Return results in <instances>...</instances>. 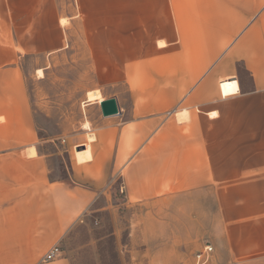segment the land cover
Here are the masks:
<instances>
[{"label":"crops","instance_id":"1","mask_svg":"<svg viewBox=\"0 0 264 264\" xmlns=\"http://www.w3.org/2000/svg\"><path fill=\"white\" fill-rule=\"evenodd\" d=\"M76 26L101 74L141 59L157 98L118 102L68 184L39 147L22 64L66 49ZM116 180L136 212L125 247L149 264L206 244L215 260L264 256V0H0V264H52Z\"/></svg>","mask_w":264,"mask_h":264},{"label":"rangeland","instance_id":"2","mask_svg":"<svg viewBox=\"0 0 264 264\" xmlns=\"http://www.w3.org/2000/svg\"><path fill=\"white\" fill-rule=\"evenodd\" d=\"M65 1L70 3V0ZM67 45L53 56H27L22 64L39 147L48 156L52 179L59 181L65 173L70 177L76 151L96 144L89 142V134L94 133L99 138L109 131L114 117L103 116L101 102L111 98L118 102H144V98H157V93L149 90L154 87V80L142 73L141 59L137 60L134 72L129 76L101 74L93 56L94 44L87 42L79 26L72 30ZM39 70L43 71V77L39 76ZM92 173L97 176L101 170ZM107 179L102 176V184ZM115 182L124 188L122 181ZM123 195L124 189L122 192L118 185L106 188L96 205L101 210L84 218L60 242L62 255L52 264L62 259L72 264H149L148 260L154 255L152 252L149 258L148 252L125 247L130 217L136 212L127 209ZM115 204L119 205L118 210H114ZM198 252H167V261L196 264ZM207 264H264V256H247L239 260H215L212 256Z\"/></svg>","mask_w":264,"mask_h":264},{"label":"built area","instance_id":"3","mask_svg":"<svg viewBox=\"0 0 264 264\" xmlns=\"http://www.w3.org/2000/svg\"><path fill=\"white\" fill-rule=\"evenodd\" d=\"M123 186L121 190L123 192ZM213 253V247L210 244H206L204 248L197 253L196 255V264H207L211 259V255ZM62 255V249L60 244L54 245L43 257L42 263H49L55 261L60 258Z\"/></svg>","mask_w":264,"mask_h":264},{"label":"water","instance_id":"4","mask_svg":"<svg viewBox=\"0 0 264 264\" xmlns=\"http://www.w3.org/2000/svg\"><path fill=\"white\" fill-rule=\"evenodd\" d=\"M102 114L104 117L119 116L121 114L120 106L116 98L104 100L100 103Z\"/></svg>","mask_w":264,"mask_h":264},{"label":"trees","instance_id":"5","mask_svg":"<svg viewBox=\"0 0 264 264\" xmlns=\"http://www.w3.org/2000/svg\"><path fill=\"white\" fill-rule=\"evenodd\" d=\"M242 75L240 74L241 72L238 73L239 75V80L243 79L244 82H248L250 80H252V76L251 74L246 70V68L244 67V65L242 64ZM242 84V81H240V85ZM63 182H66L68 184H71V181H70V177L68 176L67 173H65V177L61 180ZM120 183H118L117 185L119 186Z\"/></svg>","mask_w":264,"mask_h":264},{"label":"bare ground","instance_id":"6","mask_svg":"<svg viewBox=\"0 0 264 264\" xmlns=\"http://www.w3.org/2000/svg\"><path fill=\"white\" fill-rule=\"evenodd\" d=\"M66 21H67V20H64L63 22L66 23ZM38 73H39V76H40V77H43V71H42V70H39ZM101 103H102V102H101ZM183 117H185V115H183ZM183 117H181V118H183ZM181 118H180V120H182Z\"/></svg>","mask_w":264,"mask_h":264}]
</instances>
